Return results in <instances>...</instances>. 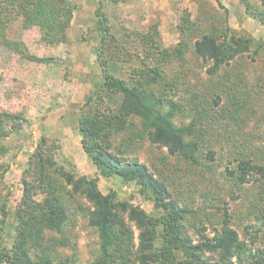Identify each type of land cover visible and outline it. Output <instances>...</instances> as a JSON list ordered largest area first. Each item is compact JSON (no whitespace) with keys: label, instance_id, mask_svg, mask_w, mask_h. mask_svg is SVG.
Returning <instances> with one entry per match:
<instances>
[{"label":"rangeland","instance_id":"rangeland-1","mask_svg":"<svg viewBox=\"0 0 264 264\" xmlns=\"http://www.w3.org/2000/svg\"><path fill=\"white\" fill-rule=\"evenodd\" d=\"M71 1L76 9L65 41L45 43L37 26L24 28L18 18L6 29V39L15 42L16 48L0 42V111L22 117V120L8 123L5 128L10 133L0 137V219L2 206L7 214L1 245L10 247L14 240L15 212L22 198L21 178L30 155L41 140L48 145H58L56 159L59 164L66 168L72 166L78 174L97 178L102 193L114 191L120 200H127L150 214L156 211L153 200L141 193L135 183L99 175L81 146L77 128L80 108L102 81L97 61L99 37L95 31V11L100 6L118 34L144 32L157 24L161 44L166 48L179 42L177 26L184 12L197 22L198 37L210 30L212 24L221 25L226 21L235 34L252 38L248 51L214 74L206 71L210 63L191 51L186 52L183 60H173L162 67L168 80L178 82V87L168 89V94H174L173 91L183 93L185 85L207 98L224 90L241 99L243 106L234 114L227 94L222 93L220 104L214 106L211 113L214 115L203 121H210L206 127L210 131L204 139V152L208 148L214 150L212 161L202 155L203 164L195 166L168 156L165 148L137 135L140 128L137 117L129 120L127 130L114 135L112 144L123 148L124 141L131 138V147H136L125 157L137 158L155 177L168 184L171 196L179 205L185 206V203L196 210L184 219L192 240H198L199 232L212 236L213 228L219 227L218 221L226 212L229 224L251 251L263 250L264 179L252 171L250 181L238 188L233 185L234 178L226 173L225 167L233 168L234 157L246 152L254 163L264 168V24L249 16L240 0ZM251 4L258 2L253 0ZM132 36L129 42L133 45L129 50L138 52L139 57L133 55L130 61L118 59L116 62L120 67L118 74L124 78L143 56ZM30 55L48 58V61H35L29 58ZM239 78L241 83H237ZM193 115L187 110L175 114L173 121L177 125L187 124ZM214 117L216 120L212 121ZM79 203L84 208L89 206L84 199H79ZM132 229L136 242L137 231L134 226ZM45 235L66 238L65 245L55 247V264L60 260L67 261L65 264H91L98 255L96 233L80 210L70 214L62 233L46 232ZM29 253L35 256L33 249Z\"/></svg>","mask_w":264,"mask_h":264},{"label":"trees","instance_id":"trees-1","mask_svg":"<svg viewBox=\"0 0 264 264\" xmlns=\"http://www.w3.org/2000/svg\"><path fill=\"white\" fill-rule=\"evenodd\" d=\"M240 1L249 16L264 24V0H254L257 5L251 4L253 0ZM75 9L71 0H0V42L16 48L15 42L6 39V29L18 18L24 28L37 26L45 43L65 41ZM95 16V31L99 37L97 61L102 81L80 108L77 128L81 146L99 175L135 183L141 193L153 200L156 211L150 214L127 200H120L114 191L102 193L97 178L78 174L72 166L66 168L59 164L56 159L58 145H48L41 140L30 155L21 178L22 198L15 212L14 240L10 247L1 245L2 226L7 215L5 207H1L0 264H55V247L65 245L66 238L46 237L45 233H62L70 214L78 210L83 212L97 236L98 255L91 264H234V261L237 264H264V249L252 252L229 224L226 212L218 221L219 227L213 228L212 236L201 234L198 228L199 238L192 240L184 219L196 210L185 203V206L179 205L171 196L168 184L155 177L137 158L125 157L136 147H131V138L124 141L123 148L112 144L114 135L127 130L129 120L137 117L140 124L137 135L165 148L168 156L195 166L203 164L202 155L212 161L214 150L208 148L204 152V139L210 131L206 127L210 121H203L214 115L211 114L214 106L220 104L221 94L225 91L207 98L184 85L183 93L173 91L174 94H168L173 86L178 87V82L168 80L162 67L173 60H183L186 52L191 51L194 56L209 62L206 71L214 74L248 51L252 38L235 34L226 21L221 25L212 24L210 30L198 37L197 22L184 12L177 26L180 40L166 48L161 44L157 24L144 32L118 34L100 6L96 8ZM131 34L143 56L124 78L118 74L117 60L130 61L133 55L139 57L138 52L129 50L133 45L129 42ZM29 58L48 61V58L33 55ZM241 82L239 78L237 83ZM225 93L233 113H239L243 106L239 96ZM187 110L194 114L191 121L175 124V114ZM19 120H22L20 114L0 111V137L10 133L5 128L8 123ZM248 154L239 153L234 157V167H225L226 173L234 178L233 185L238 188L250 181L252 171L264 179L263 166L254 163ZM79 199L86 200L89 206L84 208ZM132 226L137 231L136 242ZM30 249L35 256L29 253ZM65 263L67 261H58V264Z\"/></svg>","mask_w":264,"mask_h":264}]
</instances>
